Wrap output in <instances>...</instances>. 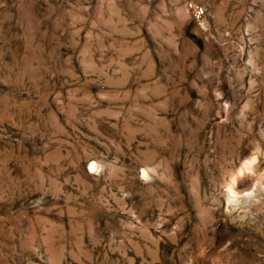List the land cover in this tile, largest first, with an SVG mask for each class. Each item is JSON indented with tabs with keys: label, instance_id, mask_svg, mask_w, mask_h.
Segmentation results:
<instances>
[{
	"label": "rangeland",
	"instance_id": "obj_1",
	"mask_svg": "<svg viewBox=\"0 0 264 264\" xmlns=\"http://www.w3.org/2000/svg\"><path fill=\"white\" fill-rule=\"evenodd\" d=\"M0 264H264V0H0Z\"/></svg>",
	"mask_w": 264,
	"mask_h": 264
},
{
	"label": "built area",
	"instance_id": "obj_2",
	"mask_svg": "<svg viewBox=\"0 0 264 264\" xmlns=\"http://www.w3.org/2000/svg\"><path fill=\"white\" fill-rule=\"evenodd\" d=\"M200 13L202 14L203 13V10H200Z\"/></svg>",
	"mask_w": 264,
	"mask_h": 264
}]
</instances>
